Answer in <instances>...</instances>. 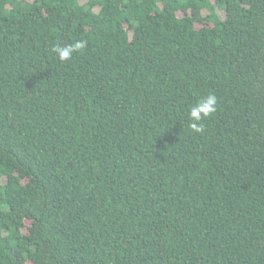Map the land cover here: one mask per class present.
<instances>
[{
    "label": "trees",
    "instance_id": "1",
    "mask_svg": "<svg viewBox=\"0 0 264 264\" xmlns=\"http://www.w3.org/2000/svg\"><path fill=\"white\" fill-rule=\"evenodd\" d=\"M0 264H264V0H0Z\"/></svg>",
    "mask_w": 264,
    "mask_h": 264
}]
</instances>
